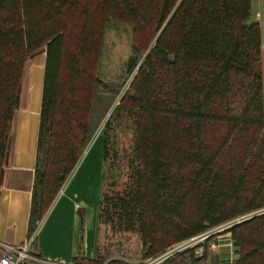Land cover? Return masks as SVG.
Here are the masks:
<instances>
[{
	"label": "trees",
	"instance_id": "obj_1",
	"mask_svg": "<svg viewBox=\"0 0 264 264\" xmlns=\"http://www.w3.org/2000/svg\"><path fill=\"white\" fill-rule=\"evenodd\" d=\"M250 13L251 0H0V169L26 60L45 52L28 234L97 127L88 93L113 19L133 35L135 72L115 109L135 117V167L123 191L102 196L99 221L114 209L144 260L247 216L227 230L232 264H264L261 29ZM196 246L159 264H198ZM73 263L102 264L81 252Z\"/></svg>",
	"mask_w": 264,
	"mask_h": 264
},
{
	"label": "rangeland",
	"instance_id": "obj_2",
	"mask_svg": "<svg viewBox=\"0 0 264 264\" xmlns=\"http://www.w3.org/2000/svg\"><path fill=\"white\" fill-rule=\"evenodd\" d=\"M252 22L258 23L261 29L260 69L264 93V0H251L248 23ZM134 54L130 25L108 20L98 62V87L88 93L93 101L92 122L97 127L37 223L35 247L45 260L56 264H74L73 257L79 252L89 260L97 256L102 264H117L116 260L123 264H159L175 251L195 245V257L201 258L198 264H221L229 258L234 261L237 249L227 232L228 223L207 230L208 237L196 243L183 241L158 257L142 260L140 235L122 229L114 209L108 207V214L99 221L100 199L123 191L135 167V117L131 112L115 109L133 78L135 69L129 70L128 62ZM43 57L42 49L28 58L25 65ZM24 70L25 66L23 74Z\"/></svg>",
	"mask_w": 264,
	"mask_h": 264
},
{
	"label": "crops",
	"instance_id": "obj_3",
	"mask_svg": "<svg viewBox=\"0 0 264 264\" xmlns=\"http://www.w3.org/2000/svg\"><path fill=\"white\" fill-rule=\"evenodd\" d=\"M44 61L45 57L25 65L0 172V240L13 244H21L28 235Z\"/></svg>",
	"mask_w": 264,
	"mask_h": 264
},
{
	"label": "built area",
	"instance_id": "obj_4",
	"mask_svg": "<svg viewBox=\"0 0 264 264\" xmlns=\"http://www.w3.org/2000/svg\"><path fill=\"white\" fill-rule=\"evenodd\" d=\"M245 217L247 216H242L232 219L221 225L228 223L230 227V225L232 226L234 223L241 221ZM219 226L215 228H218ZM209 234L210 233L206 231L204 233L193 236L185 240L184 242L196 243L201 239L207 238ZM35 241H36L35 230L32 233L28 234L24 242H22L21 244H13L0 240V264H56L45 260L41 256V254L37 251L35 247ZM232 263L233 261L230 258L224 260V262H221V264H232Z\"/></svg>",
	"mask_w": 264,
	"mask_h": 264
}]
</instances>
